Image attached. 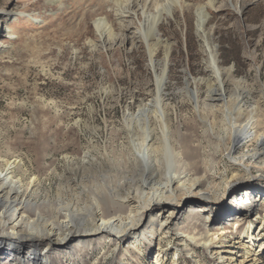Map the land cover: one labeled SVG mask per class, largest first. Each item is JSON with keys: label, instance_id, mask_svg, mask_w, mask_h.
Here are the masks:
<instances>
[{"label": "rangeland", "instance_id": "1", "mask_svg": "<svg viewBox=\"0 0 264 264\" xmlns=\"http://www.w3.org/2000/svg\"><path fill=\"white\" fill-rule=\"evenodd\" d=\"M229 1L235 3L218 0L214 8L209 7L206 29L212 34L218 61L231 69L229 94L235 96L236 85H243L249 90L244 94L248 103L259 100L264 107V0H241V10L237 12L239 6H230ZM115 9L111 0H0V164L21 163L18 172L24 171L21 175L26 173L27 180L31 177L27 169L40 175L35 191L29 192L33 201L43 202L48 192L56 204L55 188L59 182L65 184L78 178L74 174L81 173L79 163H98V175L115 169L117 176H127L121 143L122 117L127 107L136 111L140 99L153 96L156 75L145 44L134 36L138 20L133 15L121 18ZM180 11L160 26L162 39L172 44L165 86L172 133L176 132L172 141L179 150L180 140L186 138L190 146L200 140L201 151L212 152L215 146L210 141L215 136L211 132L205 136L195 113L196 104L188 102L182 90L187 74L200 78L207 71L192 12L184 21ZM106 17L111 33L107 27L99 31L96 25L99 18ZM162 57L160 51L158 58ZM156 67V71L160 70ZM199 89L202 102L207 94L205 84L199 83ZM131 166L134 180L137 164ZM86 176L92 174L87 172ZM257 176V171L252 170L250 176L244 177L250 178L247 190L264 191V179L258 180ZM127 185L126 191L134 188L133 184ZM104 195L100 196L107 213H116L123 207L114 192ZM224 195L225 189L208 211L212 212L211 220L191 208L202 202L195 198L186 199L190 201L182 202L177 209L155 205L152 215L144 211L141 223L146 233L139 236V249L135 239L120 243L115 239L104 247L92 239L89 250L82 251L75 239L60 245L3 234L0 264H31L23 262V257L33 252L32 248L48 252L52 264H151L157 251L164 254V264H264V226L260 238L250 244L235 242L247 223L239 220L238 226L227 224L234 214L251 210L255 204L241 208L237 199L235 202ZM225 203L228 208L222 210ZM256 206L263 216V199H258ZM169 210L172 212L166 225L170 233L160 235L156 232L159 220ZM220 210L222 214H218ZM253 224L258 230L260 219ZM216 226L230 231L221 234ZM153 230L154 238H147ZM215 231L217 236L212 235ZM177 232L178 238L171 240V234ZM186 232L194 233L200 242L181 240ZM210 237L212 242L204 245V239ZM6 242L14 243V247L9 249Z\"/></svg>", "mask_w": 264, "mask_h": 264}, {"label": "bare ground", "instance_id": "2", "mask_svg": "<svg viewBox=\"0 0 264 264\" xmlns=\"http://www.w3.org/2000/svg\"><path fill=\"white\" fill-rule=\"evenodd\" d=\"M111 2L112 6L116 7V15L121 18L133 15L138 20V25L133 31L134 36L145 44L156 75V89L153 96L147 100L140 99L136 111H130L131 108L129 110L127 107L122 117L124 136L121 143L126 168L124 173L130 181L129 186L133 184L134 188L124 190L127 185L124 182L126 177L117 176L114 173L115 169L98 175V170L95 168L98 163H79L78 168L81 169V173L74 174L78 178L72 181L69 179L65 184L59 182L55 188L56 204L52 203L48 192L42 198L43 202L33 201L29 192L35 191L33 188L40 175L27 169L31 176L27 180L26 173L21 175L24 171L18 172L22 167L21 163H1L0 246L4 243L3 234H6L29 238L33 242L47 240L60 245L75 239L82 251L92 246V239L99 240L103 247L115 239L118 243L122 240L135 239L138 241L139 249L141 246L139 236L146 233L145 225L141 223L144 211L146 215H152L155 205H160L161 209L164 207L177 209L181 207L182 202L190 201L186 199L195 198L196 201H202L200 203L202 206L193 204L191 208L200 210L207 220H211L212 212L208 213V211L224 189V196L234 198L235 202L237 199V206L241 208H250L251 204H255L251 210L234 214L232 222L227 224L229 227L238 226L241 223L239 220L247 223L240 239L237 238L235 242L250 244L256 242L264 226V214L259 215L256 201L263 199L264 202V191L263 188L247 190L250 178L244 177L250 176L251 171L255 170L258 173L257 179H264V107L258 102L259 100L252 104L248 103L244 94L249 93V90L243 85H236L234 91L231 87L235 96L229 94L231 69L218 61V51L212 34L206 29L210 16L209 7L214 8L218 0H206V2L111 0ZM229 2H231L230 6L237 7L241 0H235V3ZM177 10L182 11L184 21L187 13L192 12L200 50L206 57L207 75L197 78L189 76L186 72L182 90L187 94V101L196 104L195 113L201 120L205 136L208 132L215 136L210 141L215 146L212 152H208V149L201 151L200 140L191 146L185 141L186 138L180 140L179 150L172 141L176 132L172 133V112L168 107L170 103L165 97L172 44L169 40L162 39L160 26L164 21H169L170 17H174ZM237 10L240 11L241 6L236 8V12ZM107 19V17L99 18L96 25L99 31L107 27L105 29L111 33L112 29L108 26ZM160 51L163 52L162 59L158 58ZM156 66H159L160 70L156 71L158 69ZM199 83L205 84L207 91L206 98L202 102L199 100ZM131 163L137 164L138 175L134 180ZM109 165L116 168L118 163ZM87 172L92 176L87 178ZM238 178L244 179L239 184H232ZM109 191L114 192L123 203V207L116 213H107L101 201L100 195H109ZM49 204L50 208H47ZM227 208L228 203H225L222 210ZM34 209L35 211L31 213ZM222 210L218 214H222ZM171 212L172 210H169L159 220L156 232L160 235L170 233L166 223ZM255 219H260L258 230V226L253 224ZM216 229H221V234L230 231L220 226H216ZM154 233L155 230L151 231L147 238L153 239ZM216 233L215 231L212 235L217 236ZM178 234V232L171 234V240L178 238ZM194 235L187 233L180 239L200 242V239ZM82 238H87L88 241ZM161 239L160 236L159 240ZM204 241V245L210 244L212 237ZM118 243L115 244V250ZM6 245L9 249L10 246L11 249L14 247V243L11 242H6ZM31 250L33 252L25 255L23 262L52 264L50 255L46 254L48 252L40 253L33 248ZM163 255L162 251H157L150 263L164 264ZM104 257L107 258L106 255H103Z\"/></svg>", "mask_w": 264, "mask_h": 264}]
</instances>
